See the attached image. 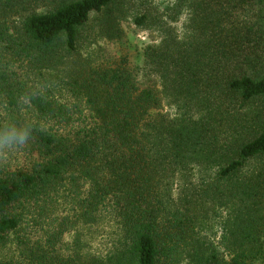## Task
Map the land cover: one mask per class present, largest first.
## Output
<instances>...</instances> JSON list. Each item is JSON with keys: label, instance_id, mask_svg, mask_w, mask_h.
<instances>
[{"label": "trees", "instance_id": "1", "mask_svg": "<svg viewBox=\"0 0 264 264\" xmlns=\"http://www.w3.org/2000/svg\"><path fill=\"white\" fill-rule=\"evenodd\" d=\"M120 1L0 0V264H264V0L139 63Z\"/></svg>", "mask_w": 264, "mask_h": 264}, {"label": "rangeland", "instance_id": "2", "mask_svg": "<svg viewBox=\"0 0 264 264\" xmlns=\"http://www.w3.org/2000/svg\"><path fill=\"white\" fill-rule=\"evenodd\" d=\"M217 0H121L119 3L122 11L118 16L119 24L127 37L128 55L134 63H139L142 51L151 45H158L170 38L184 40L200 36L203 32L200 29L203 15L199 13V5L207 4ZM217 3H213V7ZM147 16L144 26H139L136 21L139 17ZM101 54L119 58L122 55L119 46L114 43L101 41ZM98 46H94L97 49ZM166 110L173 113V110L165 106ZM215 239L220 244L222 235L220 226H216ZM72 235L65 238L68 244Z\"/></svg>", "mask_w": 264, "mask_h": 264}, {"label": "clouds", "instance_id": "3", "mask_svg": "<svg viewBox=\"0 0 264 264\" xmlns=\"http://www.w3.org/2000/svg\"><path fill=\"white\" fill-rule=\"evenodd\" d=\"M28 138V132L24 129L10 127L3 135H0V145L12 147L23 144Z\"/></svg>", "mask_w": 264, "mask_h": 264}]
</instances>
